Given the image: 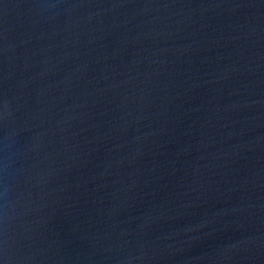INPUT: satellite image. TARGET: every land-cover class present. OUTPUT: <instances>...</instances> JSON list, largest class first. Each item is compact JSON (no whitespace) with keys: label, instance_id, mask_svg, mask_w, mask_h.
Returning a JSON list of instances; mask_svg holds the SVG:
<instances>
[{"label":"water","instance_id":"obj_1","mask_svg":"<svg viewBox=\"0 0 264 264\" xmlns=\"http://www.w3.org/2000/svg\"><path fill=\"white\" fill-rule=\"evenodd\" d=\"M0 264H264V0H0Z\"/></svg>","mask_w":264,"mask_h":264}]
</instances>
